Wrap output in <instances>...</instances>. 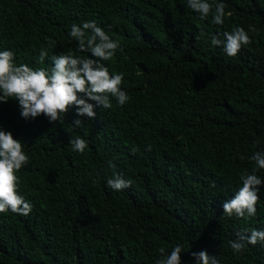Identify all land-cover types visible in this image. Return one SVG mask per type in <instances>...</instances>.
<instances>
[{"label":"trees","instance_id":"16d2710c","mask_svg":"<svg viewBox=\"0 0 264 264\" xmlns=\"http://www.w3.org/2000/svg\"><path fill=\"white\" fill-rule=\"evenodd\" d=\"M215 2L231 13L223 25L211 14L201 20L187 0H0V51H13L17 65L50 68L52 55H86L69 32L95 20L119 41L103 63L124 74L130 97L122 107L114 98L109 109L95 107L94 119L72 106L51 123L22 118L14 99L0 102V128L30 158L16 175L33 206L27 216L0 213V264H155L160 247L178 243L181 264H195L200 251L219 264H264V242L239 254L229 247L242 229L264 230V187L254 217L222 208L240 173L255 168L249 157L264 151V0ZM236 26L251 43L229 57L209 34ZM77 136L88 142L83 153L70 144ZM113 172L132 186L109 188ZM256 174L264 180V169Z\"/></svg>","mask_w":264,"mask_h":264},{"label":"clouds","instance_id":"9594fccd","mask_svg":"<svg viewBox=\"0 0 264 264\" xmlns=\"http://www.w3.org/2000/svg\"><path fill=\"white\" fill-rule=\"evenodd\" d=\"M187 6L198 13L201 20L208 19L211 14L217 25H223L224 17L231 15L225 12L224 3L215 0H187ZM249 31H255V28L251 27ZM204 35V32L200 33V36ZM209 35L211 44L222 46L229 57L236 56L242 46L251 43L249 35L240 26L234 27L231 32ZM69 36L78 42L77 51L86 55L71 52L52 55L50 68L17 65L13 51H0V102L7 103L9 99H14L18 101L22 118L27 120L44 115L50 123L63 120L72 106H75L77 116L88 119L96 117L94 108L97 106L111 108L113 98L118 106H124L130 99L120 87L124 74H110L103 63L114 57L120 48L119 41L110 37L95 20L85 21L80 25L73 23ZM54 44L55 41L49 39V47ZM47 55V49L41 48L39 63L43 64ZM88 101H94L95 104ZM82 125L80 119L73 121L74 127ZM70 144L74 151L80 153L88 146V142L80 136L70 140ZM148 150H151L150 146ZM131 151L135 153L138 149L133 147ZM249 159L255 162V168L251 172L244 170L240 173L241 187L222 203L223 214L228 217L235 215L247 220L256 215L260 189L264 187V180L256 172L264 169V151L253 152ZM29 162L30 158L24 152L21 141L14 139L10 131L0 128V213L9 210L22 216L31 213L33 206L19 194L16 175ZM109 167L115 168V165L109 161ZM132 183L131 179H125L117 172H113L107 179V186L114 191L130 188ZM260 242H264V230L245 228L236 233V239L229 241V247L234 254H239L247 244L255 246ZM158 252L159 258L155 264H181L180 254L184 249L178 243L170 252L164 247H160ZM191 255L195 264H219L216 257L209 255L207 251L193 252Z\"/></svg>","mask_w":264,"mask_h":264}]
</instances>
